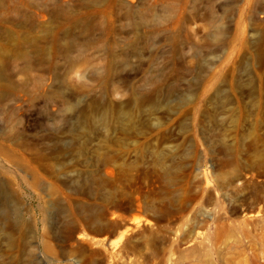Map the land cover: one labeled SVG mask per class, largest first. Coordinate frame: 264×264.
<instances>
[{
	"label": "rangeland",
	"instance_id": "obj_1",
	"mask_svg": "<svg viewBox=\"0 0 264 264\" xmlns=\"http://www.w3.org/2000/svg\"><path fill=\"white\" fill-rule=\"evenodd\" d=\"M3 211L0 264L264 257V0H0Z\"/></svg>",
	"mask_w": 264,
	"mask_h": 264
},
{
	"label": "bare ground",
	"instance_id": "obj_2",
	"mask_svg": "<svg viewBox=\"0 0 264 264\" xmlns=\"http://www.w3.org/2000/svg\"><path fill=\"white\" fill-rule=\"evenodd\" d=\"M4 215L3 214H0V237L1 235L3 234L2 232V219L5 217L6 221L8 222V219L6 218V211H3ZM10 228L12 229H17L19 228V225L18 223L16 222H10ZM249 232V231H248ZM120 236V234L118 235V237ZM121 238V236H120ZM5 240L7 242V244L10 246V247H14L16 242H15V238L13 237V235H7L5 236ZM113 241V240H112ZM113 244V243H112ZM251 247V246H249ZM252 263L251 264H264L261 260H264V257H261L260 255L258 254H254L253 257H252Z\"/></svg>",
	"mask_w": 264,
	"mask_h": 264
}]
</instances>
